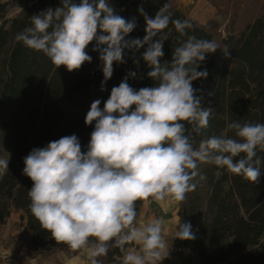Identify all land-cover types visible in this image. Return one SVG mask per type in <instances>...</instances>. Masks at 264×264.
Returning a JSON list of instances; mask_svg holds the SVG:
<instances>
[{"label": "clouds", "instance_id": "9594fccd", "mask_svg": "<svg viewBox=\"0 0 264 264\" xmlns=\"http://www.w3.org/2000/svg\"><path fill=\"white\" fill-rule=\"evenodd\" d=\"M168 7L164 4L154 18L138 9L145 22L143 39H126L136 20L119 15L110 0H61L60 7L34 14L30 26L15 35L27 49L42 53L53 72L61 66L73 72L90 63L86 49L95 42L102 91L114 64L125 63V50L134 55L147 46L142 60L154 86L134 89L128 79L137 73L131 71L111 89L103 108L99 99L92 102L84 119L93 126L86 150L73 134L32 149L23 161L22 174L32 181L27 192L32 217L56 244L85 253L83 264H102L99 258L114 248L125 253L123 264H161L170 253L166 222L155 217L138 226L137 202L180 205L196 189L194 179H206L202 164L259 182L264 123L233 120L222 134L197 142L209 128L213 109L202 106L204 90L194 88L193 81L207 78L201 65L220 45L189 35L193 25L173 19ZM170 25L175 39H186L170 61L161 62ZM224 54L230 55L227 47ZM7 166L8 158H0V175ZM195 238L191 224L178 219L174 239Z\"/></svg>", "mask_w": 264, "mask_h": 264}, {"label": "trees", "instance_id": "16d2710c", "mask_svg": "<svg viewBox=\"0 0 264 264\" xmlns=\"http://www.w3.org/2000/svg\"><path fill=\"white\" fill-rule=\"evenodd\" d=\"M110 2L119 15L136 20V28L126 39H143L145 35L140 7L154 18L166 3L173 19H186L193 25L188 30L189 35L212 40L220 36V49L201 65V70H208L207 78L193 81L194 88L204 90L202 106L213 109L209 128L203 136L196 137L197 142L222 134L227 123L233 120L264 123V11L262 17L237 33L234 24L241 0H235L232 13L223 12L222 16L228 21L224 34L220 35V25L215 21L199 24L169 0ZM60 6L61 0L0 2V158H8L7 172L0 175V227L5 225L12 211L21 213L20 219L25 221L26 256L33 260L59 252L74 255L80 252L56 244L32 217L27 197L32 181L22 174L24 158L34 148L45 147L51 141L73 134L78 137L82 150H86L93 126H86L84 119L91 103L99 99L103 108L111 89L129 72L137 73L136 78L128 79L134 89L154 86L146 76L149 69L142 60L147 46L134 55L125 50V63L114 64L113 75L102 91V65L99 52L93 51L95 42L86 49L92 57L90 63L73 72L63 66L53 72V66L42 53L27 49L15 40L18 32L30 26L34 14ZM10 9L19 12L6 18ZM165 31L171 35L164 41L161 62L170 61L174 48L186 39H175L178 34L172 25ZM225 47L230 53L228 57L224 54ZM134 60H139V64ZM258 155L261 175L255 184L216 166L200 165V174L206 179L200 180L199 176L194 179L196 189L187 194L177 210V218L181 223H190L196 236L191 241L177 239L183 256L196 255L197 264H264V152L258 149ZM142 205L143 202H137V221ZM101 260L102 264H123L122 251L114 248Z\"/></svg>", "mask_w": 264, "mask_h": 264}, {"label": "rangeland", "instance_id": "374dc122", "mask_svg": "<svg viewBox=\"0 0 264 264\" xmlns=\"http://www.w3.org/2000/svg\"><path fill=\"white\" fill-rule=\"evenodd\" d=\"M7 0H0L6 2ZM76 3L79 0H74ZM175 4L184 14L199 24H205L209 20L220 25V35L224 34V25L227 24V17H223V12L230 15L234 10L235 0H169ZM264 11V0H241V7L237 14L234 30L238 33L253 20L262 17ZM19 12L18 9H10L6 18H11ZM220 38V36H219ZM219 38L214 40L219 43ZM143 203V207H148ZM151 207V206H150ZM172 210V209H171ZM174 210V208H173ZM172 210V211H173ZM141 213V211H140ZM21 213L12 211L5 225L0 227V264H68V260L74 255L70 252H59L48 258L29 259L23 243L25 235V221L20 219ZM177 216V213H176ZM171 216L169 215V218ZM137 223V222H136ZM9 247L10 252H3ZM179 250V249H178ZM25 252V255H24ZM180 253V252H179ZM77 255V254H76ZM25 258L29 260L26 261ZM101 259V258H99Z\"/></svg>", "mask_w": 264, "mask_h": 264}, {"label": "crops", "instance_id": "0c3cea01", "mask_svg": "<svg viewBox=\"0 0 264 264\" xmlns=\"http://www.w3.org/2000/svg\"><path fill=\"white\" fill-rule=\"evenodd\" d=\"M151 206V207H150ZM174 208V210H173ZM173 211H172V210ZM178 210V205L173 206H161L157 203L153 202L148 205V207H143L141 209L140 216L137 221V225H143L145 223L151 222V220L155 217H162L165 220V240L168 243L170 247V253L169 257L164 259L161 264H197L198 260L196 255H191L190 257L183 256L181 253H179L178 247H177V239H174V233L176 231V225L178 218L176 216ZM169 215L171 216L169 218ZM3 252H10L9 247L5 248ZM124 252H122V261ZM25 255V252H24ZM85 253H78L77 255H73L69 260L68 264H83V257L85 256ZM53 257V256H51ZM51 257H49L47 260H49ZM26 261L29 262L27 258H25ZM39 260V259H37ZM34 260V261H37Z\"/></svg>", "mask_w": 264, "mask_h": 264}]
</instances>
